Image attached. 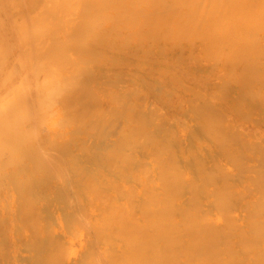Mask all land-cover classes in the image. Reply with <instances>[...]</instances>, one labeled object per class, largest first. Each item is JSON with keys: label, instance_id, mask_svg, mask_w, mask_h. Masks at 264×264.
<instances>
[{"label": "bare ground", "instance_id": "obj_1", "mask_svg": "<svg viewBox=\"0 0 264 264\" xmlns=\"http://www.w3.org/2000/svg\"><path fill=\"white\" fill-rule=\"evenodd\" d=\"M262 55L264 0H0V264H264Z\"/></svg>", "mask_w": 264, "mask_h": 264}, {"label": "rangeland", "instance_id": "obj_2", "mask_svg": "<svg viewBox=\"0 0 264 264\" xmlns=\"http://www.w3.org/2000/svg\"><path fill=\"white\" fill-rule=\"evenodd\" d=\"M264 55H262L261 57H263ZM260 59H264V57L263 58H260ZM260 61H262V62H264V60H260ZM264 80V79H263ZM262 81V80H261ZM262 89H264V87L262 88ZM217 90V89H216ZM216 90L214 89V91L215 92H213V97L214 98H218V97H223V96H221V95H219V93L221 94L222 92H221V90H219L218 92H216ZM217 95H219V96H217ZM216 96V97H215ZM220 98H218V99H220ZM250 122H247V121H245L243 124L244 125H250V126H252V125H255L256 124V126H258L257 128L258 129H260V130H258L257 128H254V130H258V132H257V130L256 131H254L255 132V137H256V139H257V137H258V139H262L261 137L263 136L264 137V125H262V124H260L259 122H257L256 121V123H254L255 121H253V122H251L252 121V119L251 120H249ZM246 123V124H245ZM249 123V124H248ZM251 123H252V125H251ZM255 126V127H256ZM261 127V128H260ZM263 128V129H262ZM262 134V135H261Z\"/></svg>", "mask_w": 264, "mask_h": 264}]
</instances>
